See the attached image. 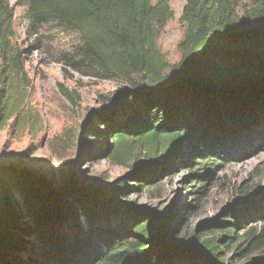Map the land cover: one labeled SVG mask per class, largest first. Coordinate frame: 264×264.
Instances as JSON below:
<instances>
[{"label": "trees", "instance_id": "16d2710c", "mask_svg": "<svg viewBox=\"0 0 264 264\" xmlns=\"http://www.w3.org/2000/svg\"><path fill=\"white\" fill-rule=\"evenodd\" d=\"M249 1L254 6L240 15L239 0H187L181 57L171 65L159 46L174 15L171 0H17L28 10L29 35L52 22L80 35L81 43L64 62L65 75L68 68H86L128 84L112 101L120 102L114 115L104 119L93 114L85 133L106 140L101 153L112 163L134 170L111 187H99L98 197L89 203L77 199L82 210L108 205L109 216L121 205L108 203V193L125 195L134 181L144 188L178 165L191 169L227 160L230 150L260 132L264 0ZM14 12L10 0H0V129L36 136L42 120L30 101L33 84L26 69L32 49L14 43ZM59 87L71 103L80 98L64 84ZM86 137L82 134L83 141ZM41 184L0 163V264H33L21 257L35 247L29 238L43 244L47 264H238L229 253L239 238L244 209L228 213L236 223L214 222L208 237L199 239L193 232L175 244L180 221L173 222V203L162 219L140 216L127 227L112 228L98 215L80 227L75 202L63 206L53 201ZM54 219L59 224L53 227ZM69 220L73 223L64 228ZM245 235L250 242L240 255L247 256L264 239L251 231ZM245 264H264V257Z\"/></svg>", "mask_w": 264, "mask_h": 264}, {"label": "rangeland", "instance_id": "374dc122", "mask_svg": "<svg viewBox=\"0 0 264 264\" xmlns=\"http://www.w3.org/2000/svg\"><path fill=\"white\" fill-rule=\"evenodd\" d=\"M10 2L15 11L14 43L32 49L26 69L33 84L30 101L40 112L42 130L32 136L13 134L8 127L0 129V163L37 177L42 183V193H52L53 201L59 200L63 206L74 201L75 219L80 227L86 225L88 218L98 215H104L112 228L127 227L140 216L162 219L166 208L173 203L176 208L173 222L180 221L175 244H182L193 232L199 239L208 237L209 227L214 222L236 223L228 213L244 209L238 219L239 238L229 256L236 255L238 264L263 258L264 242L256 251L245 252L247 256L240 255V250L250 242L246 232L263 235L264 239V115L259 118L257 129L260 132L230 150L227 160L191 169L178 165L171 174L155 178L144 188L136 181L131 182L134 188L125 195L115 197L108 193V203L121 205L109 216L106 215L108 205L82 210L77 199L89 203L98 197L99 187H111L134 170L112 163L101 153L106 140L85 133L93 114L104 119L114 115L120 102L112 101L128 84L118 78L92 75L86 68L82 72L68 68L70 74L65 75L64 62L81 43L80 35L52 22L44 25L38 35L31 36L27 33V8L18 5L17 0ZM186 3L187 0H171L174 15L159 39L160 49L171 65L177 64L181 57L178 45L186 29L182 20ZM239 3L240 15L254 6L249 0H239ZM171 70L168 75L173 78ZM61 83L80 94L75 104L62 94ZM82 134L87 136L85 141ZM71 223L73 220L64 223V228ZM58 224L57 219L51 222L53 227ZM221 232L219 229L218 233ZM29 239L36 248L22 255V259L33 264L49 263L50 257L41 249L43 244Z\"/></svg>", "mask_w": 264, "mask_h": 264}, {"label": "water", "instance_id": "95a60500", "mask_svg": "<svg viewBox=\"0 0 264 264\" xmlns=\"http://www.w3.org/2000/svg\"><path fill=\"white\" fill-rule=\"evenodd\" d=\"M257 89H263V86L262 87H258Z\"/></svg>", "mask_w": 264, "mask_h": 264}]
</instances>
